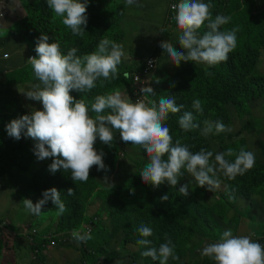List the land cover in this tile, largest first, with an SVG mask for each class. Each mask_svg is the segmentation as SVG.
Listing matches in <instances>:
<instances>
[{
    "label": "trees",
    "instance_id": "1",
    "mask_svg": "<svg viewBox=\"0 0 264 264\" xmlns=\"http://www.w3.org/2000/svg\"><path fill=\"white\" fill-rule=\"evenodd\" d=\"M104 1L89 0L88 23L83 36L74 35L70 28L63 25L62 18L55 16L48 7L47 0H33L30 4L21 2L25 16L19 18L14 25L20 31L15 37L13 34L9 36V33L0 42V176L5 177L10 173H19L22 176L21 180L27 185L26 189L18 192L22 202L30 193H34L35 198L31 201L35 204L42 199L44 190L55 187L61 192V200L67 209L62 215H57L58 209L49 200L39 216L29 214L30 226L26 232L30 228L32 230L27 233L23 232L25 226L16 228L14 221L4 223L6 215L0 209V264L5 259H1L5 247L10 251L5 253L9 256L7 264H51L50 257H58L63 253L64 247L78 248L81 259L88 264H126L130 261L134 264H159V261L141 255L146 248L137 243L144 239L138 231L140 226L152 228L153 234L147 239L152 240L157 249L160 244L167 242L166 237L171 239L175 246L174 253L179 256V260L169 258L168 264H184L189 256L198 264H215L210 257L202 256L200 251L197 253L196 245L199 249L204 243L211 244L220 239L227 230H231L233 236L247 235L251 239L253 235L262 233L255 222L257 223L264 211V129L259 128L264 118V0H202L210 4L209 11L213 20L217 15L231 17L229 23L220 26V31H229L238 26L235 48L228 53L226 61L214 66L182 61L173 75H168L166 80H160L159 84L155 81L164 62L161 60L164 55H160L159 45L161 40H165L160 38L156 49L155 43H151L152 46L149 47L137 43L148 39L154 41L147 33L156 30L158 25L146 22L144 19L149 17V13L142 9L132 17V23L137 26V30L124 34L121 27L122 17L118 13L125 8L131 11L135 6L127 5L126 0H117L105 6ZM175 16L176 12L169 14V19L172 22L173 17V22L166 21L161 37H172L176 33L174 31L178 27ZM57 19L62 24L56 23ZM139 22L150 29H145V25ZM207 25L208 21H205L198 30L201 36L210 30ZM41 33L49 35V43H59L62 55H66L71 48L78 50V57L92 54L102 38L123 45L126 55L122 56L121 63L117 66V79L104 81L101 78L96 81V87L91 91L70 92L75 99L85 102L91 118H95L91 104L97 96L119 91L133 103L135 77H144L147 71L146 77H150L155 93L144 94L149 106L151 101H155L158 106L161 98H174L177 106H184L178 113H169L164 121L169 128L173 145L179 139L193 153L201 148L213 152L218 147L221 153L231 148L238 154L243 148L254 153V166L243 175H237L235 179L218 174L221 190L216 188L212 192L207 191L205 186L196 193L194 189L198 182L186 180L188 172L183 168V175L178 178L176 187L164 183L154 188L151 184H145L140 176L150 162L147 156L143 158V149L135 150L130 156L126 155L131 143L123 142L119 133L113 130L112 146L103 144L99 138L94 144L98 153L102 150L105 154L103 161L108 167L107 172L97 171V166L94 165L89 179L82 182L73 181L70 170L61 169L53 174L49 171V164L35 168L32 140L10 138L5 126L32 111L42 110L40 102L29 100L23 94L39 83L31 64L26 61L33 53L37 55L36 40ZM10 42L20 49L16 56L14 50L8 48ZM172 45L178 52L183 51L178 41L172 42ZM23 54L26 57L21 61L20 56ZM4 55L8 58H4ZM127 56L130 60L126 59ZM149 60L158 62L157 68L152 71L147 66ZM4 70L8 73H3ZM196 99L201 101L202 113L192 107ZM109 111L105 110L103 114ZM184 112H192L195 117L193 122L200 127L187 132L182 130L178 121ZM205 121H220L227 128L238 123L240 129L237 135L246 133L249 136L245 137V134L239 145H229L225 140L228 138V131L216 133L213 127L207 136L201 135V130L206 126ZM119 139L121 144L118 143ZM215 154L210 163L214 161ZM235 158V155L225 156L230 162H234ZM163 159L167 160V154ZM50 160L52 162L51 158ZM123 173L124 176L120 177L119 174ZM106 175L111 177L108 180L109 186H106V182H101V178ZM184 183L189 185L188 196H182L178 191ZM69 188L74 190V195L67 194ZM165 194L169 195V199L161 203L159 198ZM258 196L262 197L261 200L256 199ZM96 202L99 206L94 212L93 206ZM246 205L248 213L241 215ZM44 210L48 211V217L39 222ZM108 217L110 225L105 221ZM85 223H89L93 229L92 239L86 243L77 242L73 239L72 232H86ZM116 241L119 242V249H109ZM30 249L36 254L35 259H30L29 254L28 260H24Z\"/></svg>",
    "mask_w": 264,
    "mask_h": 264
},
{
    "label": "clouds",
    "instance_id": "2",
    "mask_svg": "<svg viewBox=\"0 0 264 264\" xmlns=\"http://www.w3.org/2000/svg\"><path fill=\"white\" fill-rule=\"evenodd\" d=\"M172 1L167 2L168 16L176 12L174 19L180 31L178 43L184 51L178 52L170 41H161L159 46L174 64L179 66L182 61H194L212 66L226 61L228 53L236 46V33L239 28L233 27L229 31L219 29L229 23L231 17L217 15L213 20L209 11L210 4L202 0H179L178 4L173 5L175 10L171 9ZM88 2L89 0H47L48 7L55 16L62 18L63 25L79 36L84 35L87 27ZM134 3H137V0H126L127 5ZM168 21L172 23L173 17L172 22L170 19ZM205 21H208L207 27L210 30L201 36L198 30ZM49 40V35L45 33H41L37 38V55H30L28 62L39 83L35 84L32 90L23 92L27 99L40 102L42 110H35L12 120L5 126V130L8 136L15 140L21 139L22 135L31 138L34 141L33 153L37 160L52 159L49 171L53 174L61 169L70 170L73 181L86 182L94 165L97 166V171L107 172L108 167L103 161L105 154L102 150L98 153L94 144L99 138L103 144L112 146L113 130L119 133L123 142L131 143L132 146L126 155L130 156L135 150L143 149V158L147 156L150 162L140 176L145 184H151L154 188L164 183L176 187L178 178L183 175V168L188 172L186 180L198 182L196 186L201 188L207 186V191L212 192L220 186L218 174L222 173L228 179H235L237 175H243L254 166V153L243 148L238 154L231 148L226 152L217 153L214 161L210 163L212 151L201 148L193 153L188 146L182 145L179 139L173 145L172 136L164 121L169 113H178L184 107L182 104L177 106L174 98H161L158 106L155 101H151L149 106L145 98V102L137 100L131 103L116 91L114 94L95 98V102L91 104L95 118H91L85 102L75 99L70 92L91 91L96 87V81L101 78L104 81L117 79V66L124 56L123 45L102 38L95 52L78 57L76 48H71L66 55H62L59 43H49ZM149 64L151 65L152 61H149ZM155 65L157 68V61ZM155 82L159 84L160 80L157 78ZM149 83L151 85L152 81ZM140 92L155 95L151 86L142 87ZM192 107L197 112L203 111L199 99L193 101ZM105 110L110 111L103 114ZM194 119L192 112H184L179 118V127L185 132L199 128L200 125L194 123ZM204 123L206 126L201 130V135L204 136L211 133L213 127L216 133L231 131L220 121ZM165 154L167 160L163 159ZM233 155L236 157L234 162L225 159V156ZM108 179L106 175L104 181L108 183ZM178 191L182 196H188V183L180 185ZM60 193L55 187L44 190L42 199L35 204L30 199H24V207L39 216L43 206L51 200L58 209L57 215H62L67 209ZM67 194L74 195V190L67 189ZM168 199V194L159 198L161 203ZM28 226L30 224L25 225L24 233L32 230L30 228L26 232ZM138 231L144 239L138 240L137 243L146 248L141 253L142 256L151 257L152 260L159 261V264H168L169 258L179 260L170 238L166 237L167 242L160 244L157 249L153 246V241L147 239L153 234L152 228L140 226ZM91 233L74 230L72 237L77 242L86 243L92 239ZM252 239L247 235L233 236L231 230H227L223 232L219 242L208 245L204 243L200 253L210 257L215 264H264V231L257 236L253 235Z\"/></svg>",
    "mask_w": 264,
    "mask_h": 264
},
{
    "label": "rangeland",
    "instance_id": "3",
    "mask_svg": "<svg viewBox=\"0 0 264 264\" xmlns=\"http://www.w3.org/2000/svg\"><path fill=\"white\" fill-rule=\"evenodd\" d=\"M32 1L33 0H21L22 3L28 2L27 4H30ZM116 1L117 0H105L103 2V4L105 3V6L106 5L109 6V5H111V3H115ZM21 2L19 0H8V3L6 2L7 5H10L11 6V8L9 9V11L13 12V14H11V15L15 16L17 14L18 15L19 14H24L23 8H22V5H21ZM140 2L141 3H138V4H135L134 3L132 5H129V6H135L133 8V10L129 11V10H127L125 8L124 11H121L120 13H118L122 17L121 27H122L123 33L125 34L127 32L129 33V31H136L137 30V26L132 23V21H133L132 20V17L134 16L135 13L141 12V10L143 9L144 12L149 13V15H148L149 17L146 18V19H144V20L146 22H153L156 25H158V27H156L157 28L156 30H152V31H150L148 33V36L153 37L154 38V41H151L150 39H148V40H144V41H138L137 43L141 44V46H143V47H149V46H152L151 43H155L156 45L155 46L153 45V46L156 49L157 46H158L157 43L160 40V38H162L165 41H170L171 43L174 42V41H178V36L180 34V31L178 32L179 29H177V30L174 31L176 33L172 37L171 36H169L168 38L167 37H163V36L161 37L163 30H165V23H166V21L169 20L168 11H167L168 5L167 4L164 5V1L163 0H140ZM4 3H5V1H4ZM6 3H5V5H6ZM56 23L62 24L60 22V20H58V19H57V22ZM18 31H20L19 28H18V26H15V27L13 26V28H12V30L10 32L5 31V32H3L1 34L6 36V35H8L10 33L9 36L11 34H13V37H15L17 35ZM172 32H173V28H172ZM6 45H7V43L4 46H6ZM14 46H15V44L12 43V42H10L8 48L12 51V49H13ZM154 48H152V50ZM159 48H161V47H159ZM25 51L26 50H24L23 52H25ZM159 53H160V55H164L162 57V59H161V60H164V62H163V64L160 63L161 64V67H163V68H161V71H160L159 76H158V79L161 80V81H163V80H166V78H167L168 75L169 76H172L173 73L179 68V66H176L174 64V62L171 60V58L168 56V54L163 51V49H159ZM124 55H126L125 52H124ZM25 57H26V54H23L22 56H20V60L23 61V58H25ZM126 59L130 60V58H128V56H127ZM131 59H133V58H131ZM27 62L28 61H26V63ZM205 66H209V65H205ZM212 66H214V65H212ZM16 70H18V69H16ZM3 73H8V72L6 70H4ZM1 88H0V91H1ZM6 90H8V89L6 88ZM121 95H122V97L124 99H126V100L129 99L124 94H121ZM0 100H1V94H0ZM259 128L264 129V118L262 119ZM229 129H231V131H228L227 132V135L226 136H228V138L225 139V140H227V144L231 145V144L235 143L236 145H239L242 142V138H243V136L246 133H242L240 135H237V132L240 129V124H238V123L235 124L234 126H230ZM246 136H249V135L246 134L245 137ZM22 138L24 140H26L23 135H22ZM28 139L29 140H32L31 138H28ZM32 142L34 143L33 140H32ZM252 142L254 143L255 141L252 140ZM263 145H264V143H263ZM128 152H130V151H128ZM215 153H221L219 151V148L218 147L213 150V154H215ZM262 154H264V147L262 148ZM43 164H49L50 165L51 164L50 158L45 159L43 161H38L37 158H36V156L34 155V165H35V168H38V167H40ZM34 171H37V170H34ZM19 176L22 177L20 174H19ZM119 176L120 177H123L124 176V173L123 174H119ZM107 177L109 179H111V177H109V176H107ZM191 178H194V177H191ZM101 182L102 183H105L103 177L101 178ZM109 184H110L109 181H108V183L106 182V186H109ZM200 189H202L200 186H196L194 190L197 193V192H200L201 191ZM218 189L221 190L220 187H218ZM1 193H2V191L0 190V200H3V202H0V203H7L8 202L10 204V202L12 201V199L9 197L8 193H2V194ZM261 196H263V195H261ZM261 198L262 197H260V196L256 197L257 200H261ZM263 200H264V197H263ZM244 205L245 204H243L242 207H244ZM98 206H99V203L96 202L94 204V206H93V208H94L93 211L94 212H96L98 210ZM47 213H48V211L47 210H44L43 215L39 218L38 221L41 222L44 219H46L48 217L47 216ZM247 213H248V207L246 205L245 206V209L242 211L241 215H246ZM16 214H17V210H14L13 213L9 215L8 219L5 218L4 223H9L11 219L15 218ZM262 214H261V216H259V218L257 220V223L254 221L256 225L258 224V228L257 229L259 231H261V232L264 231V211L262 212ZM86 215L90 216L88 213H86ZM24 216H25V214L23 213V211L20 212V215H19V218L20 219H25V218L28 219V217H24ZM105 221L107 222V224L110 225V223H108V222H110V218L109 217ZM20 224H21L20 221H18V223H17L16 220H14V222H13V225L16 228H19L20 227ZM220 224H222V223H220ZM230 225H231V222H230ZM247 228H249L248 225H247ZM261 232H259V233H261ZM219 240L220 239H217L213 243L219 242ZM118 243L119 242L116 241V243L114 242V244H111V246H109L108 248L109 249H113V248L119 249L120 246H118V248H117ZM67 249H68L67 251H63V253H60L58 255V257L55 256V255H53L52 257H50L51 260H49V263H51V264H81L82 262H84V264H88V263H86L84 261L83 258L81 259V256H80L81 253H80V250L78 248L69 247ZM197 249H198V245H196V247H195V251L198 253L201 250V248H199L198 250ZM6 252L9 253L10 251L9 250L8 251L6 250L4 253H6ZM29 254H30V259H34V253L30 249V252L29 253L27 252V256H26L27 258H24V260H28ZM7 255L8 254H6L4 257L2 256V258H1V259L5 258L4 259L5 262L3 261V264H7V262H8L7 257H9V256H7ZM9 263L10 264H13L11 262H9ZM126 264H134V263L132 261H130V262H127ZM184 264H198V263L195 262V260H194L193 257H190L189 256Z\"/></svg>",
    "mask_w": 264,
    "mask_h": 264
},
{
    "label": "crops",
    "instance_id": "4",
    "mask_svg": "<svg viewBox=\"0 0 264 264\" xmlns=\"http://www.w3.org/2000/svg\"><path fill=\"white\" fill-rule=\"evenodd\" d=\"M1 1H2V6L0 7V42L4 41L3 39L7 36V35L6 36L2 35L1 33L5 32V31L10 32L12 30L13 26L15 25V23L19 20V18H22L25 16L24 10H23L24 14H19V15L17 14L15 16L11 15V14H13V12L9 11L11 6L7 5L8 0H1ZM4 1H5V3L7 2L6 5H5ZM163 1H164V5H166L168 2V0H163ZM137 2L139 3L140 0H137ZM135 4H137V3H135ZM140 24H142V23H140ZM142 25H145V24H142ZM146 28H149V27L147 25H145V29ZM140 30H142V29H140ZM12 50H14L15 56L20 53L19 52L20 49H18L16 47V45L13 47ZM21 178L22 177L19 176V173H10V174H7L5 177L0 176V190L2 191V193H8L9 197L12 199L10 204L8 202L7 203H0V209L6 215L5 218H7V219L9 217V215L13 213L14 210H17V214H16L15 218L11 219L9 223L13 222L16 219V220L21 222L20 227H22V226L24 227L25 225L30 224L29 214H32V213H30L24 207L22 199L18 195L19 191H22V190L27 188V185L24 183L23 180H21ZM34 198H35L34 193H30L27 197V199H30V200H33ZM0 202H3V200H0ZM22 211L25 214L24 217H28V219L27 218H25V219L19 218L20 212H22ZM4 221H5V219H4ZM67 248L68 247H64V249H62V250L67 251L68 250ZM6 250H7V248L5 247L3 249V256H5L4 252Z\"/></svg>",
    "mask_w": 264,
    "mask_h": 264
},
{
    "label": "built area",
    "instance_id": "5",
    "mask_svg": "<svg viewBox=\"0 0 264 264\" xmlns=\"http://www.w3.org/2000/svg\"><path fill=\"white\" fill-rule=\"evenodd\" d=\"M179 3V0H173L172 2H171V9H173V10H175L174 9V7H173V5H176V4H178ZM2 6V1L0 0V7ZM5 56H7V55H4V58H5ZM7 58H8V56H7ZM149 61H152V64L150 65L149 64ZM148 61V64H147V66H148V68L150 69V71H152L154 68H155V64H156V61H154V60H149ZM148 74V72L147 71H145V73H144V77H143V75H137L136 77H135V86H136V89H135V93H134V97H135V102L137 101V100H142V101H144L145 102V99H144V94L143 93H141L140 92V89L142 88V87H148V86H151L150 85V83H149V81L151 80L150 79V77H146V75ZM91 231H92V227H91V225L90 224H87L86 225V232H90L91 233ZM72 241V240H71ZM35 257H36V254L34 253V259H35Z\"/></svg>",
    "mask_w": 264,
    "mask_h": 264
}]
</instances>
